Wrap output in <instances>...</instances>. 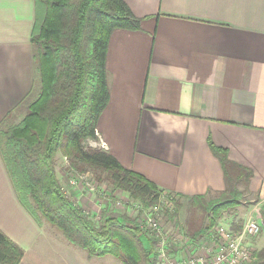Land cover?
<instances>
[{
  "label": "crops",
  "instance_id": "crops-1",
  "mask_svg": "<svg viewBox=\"0 0 264 264\" xmlns=\"http://www.w3.org/2000/svg\"><path fill=\"white\" fill-rule=\"evenodd\" d=\"M123 1L141 24L108 43L105 151L192 201L227 189L213 143L240 166V189L264 202V0ZM35 21L36 0H0V129L40 93ZM0 231L24 251L20 264H123L55 239L22 202L1 148Z\"/></svg>",
  "mask_w": 264,
  "mask_h": 264
},
{
  "label": "trees",
  "instance_id": "trees-1",
  "mask_svg": "<svg viewBox=\"0 0 264 264\" xmlns=\"http://www.w3.org/2000/svg\"><path fill=\"white\" fill-rule=\"evenodd\" d=\"M140 24L123 0H36L31 42L40 93L25 119L6 134V164L12 178L13 167L21 177L16 189L22 202L28 207L23 195L30 196L46 221L89 257L111 255L123 264H142L140 233L114 218L97 229L63 194L54 157L61 151L76 168L80 162L109 173L117 188L147 205L159 200L162 192L144 176L123 168L105 150L83 147L97 141V122L109 101L106 55L111 34L139 30ZM210 146L224 169L227 189L216 203L200 206L206 198L197 196L192 205L216 218L239 205L233 181L240 166L229 160L227 150ZM23 257L24 251L0 231V264H20Z\"/></svg>",
  "mask_w": 264,
  "mask_h": 264
},
{
  "label": "rangeland",
  "instance_id": "rangeland-1",
  "mask_svg": "<svg viewBox=\"0 0 264 264\" xmlns=\"http://www.w3.org/2000/svg\"><path fill=\"white\" fill-rule=\"evenodd\" d=\"M36 64L38 69V63L36 62ZM29 101L22 106L20 112L16 111V115L0 129V148L5 161L10 159V149L6 134L10 128L20 124L25 119L28 107L31 104L30 102L28 105ZM83 147L85 150H105L98 137L97 141L85 142ZM75 163L78 165L77 168L73 166L71 159L67 158L61 151L54 157L55 172L63 194L76 208L83 212L97 229H100L108 218H114L122 226L137 230L140 233L138 241L143 252L142 256L143 254L144 257L147 255V260L143 257L142 264H155L152 262L154 261L153 258H156L154 252H157L153 251L152 254L150 253V244L156 240L155 233L148 230L147 226H145V214L143 212L158 205L162 211L160 215H155V217L163 226L164 235L170 244L171 254L174 257H182V259L198 257L204 253L205 249L209 248L210 245L203 247L202 251L195 249L200 243L202 245L204 242L209 244L207 232L211 231L213 233L220 227L241 232L249 220L261 219L262 231L257 237L249 240L248 246L252 254L251 264H264V202L260 203L258 197L254 198L253 195L251 196L240 189L244 188L246 190V184L243 179L235 177L233 181L235 185L233 186L237 190L235 197L239 200V205L229 208L215 218L209 210H200L192 205V201L181 200L176 195L174 206L170 210L160 203V198L157 202L147 205L142 200L132 197L129 192L117 188L112 183L109 173L80 162ZM12 175L16 188H21V177L15 171V167L12 168ZM238 182L241 183L240 186H238ZM222 194L206 198L203 204L200 202V206H207L220 201ZM23 196L29 204L28 207L38 219L49 224L32 199H30V196ZM50 226L55 239L72 244L61 231L52 225ZM188 240L193 242L190 247L186 244ZM75 247L81 249L78 246ZM152 248L155 250L156 245L154 244ZM78 252L87 254L85 251Z\"/></svg>",
  "mask_w": 264,
  "mask_h": 264
},
{
  "label": "built area",
  "instance_id": "built-area-1",
  "mask_svg": "<svg viewBox=\"0 0 264 264\" xmlns=\"http://www.w3.org/2000/svg\"><path fill=\"white\" fill-rule=\"evenodd\" d=\"M104 146V144H103ZM102 146V147H103ZM104 148V147H103ZM160 203L166 206L169 210L172 209L175 203V195L167 192H162L160 195ZM162 209L160 206H155L150 210H144L145 214V226L148 230L155 233V241L150 244V253L154 252L152 263L155 264H251L252 254L250 247L248 246L249 240L257 237L262 231L261 219L249 220L241 232H237L233 229L220 227L215 232H207L209 244L204 242L200 243L195 249L199 251L205 249L203 254L194 258L174 257L171 254L170 244L164 235L162 224L158 221L155 215H160ZM144 236V235H142ZM147 241V240H146ZM148 243V241H147ZM154 244L156 245L153 250ZM190 247L193 242L189 240L186 242ZM208 244V245H207ZM194 249V250H195Z\"/></svg>",
  "mask_w": 264,
  "mask_h": 264
}]
</instances>
